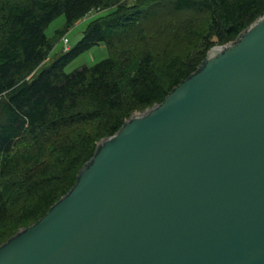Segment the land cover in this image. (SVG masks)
I'll return each mask as SVG.
<instances>
[{"label":"water","instance_id":"water-1","mask_svg":"<svg viewBox=\"0 0 264 264\" xmlns=\"http://www.w3.org/2000/svg\"><path fill=\"white\" fill-rule=\"evenodd\" d=\"M0 264H264V14L103 138Z\"/></svg>","mask_w":264,"mask_h":264},{"label":"trees","instance_id":"trees-1","mask_svg":"<svg viewBox=\"0 0 264 264\" xmlns=\"http://www.w3.org/2000/svg\"><path fill=\"white\" fill-rule=\"evenodd\" d=\"M92 11L104 14L33 78L55 40ZM62 14L52 39L46 28ZM262 14L264 0H0V246L70 192L103 138ZM100 43L108 57L65 70Z\"/></svg>","mask_w":264,"mask_h":264},{"label":"rangeland","instance_id":"rangeland-1","mask_svg":"<svg viewBox=\"0 0 264 264\" xmlns=\"http://www.w3.org/2000/svg\"><path fill=\"white\" fill-rule=\"evenodd\" d=\"M101 14H104V11L103 12L92 11L88 13L85 17L77 21L73 27H71L68 31H66L60 39L58 38L57 40H55V47L53 48V50L51 51L47 59L35 71L33 78L36 77L43 69L50 66L51 63L54 61V59H56L61 54V52L63 51L65 47V43L63 40L64 36H66L69 40L68 42L69 47L74 46L79 41V39L82 37L83 32L86 29L89 22ZM65 24H66L65 14H62L56 17L46 28L47 35L52 39H56L58 37L57 36L58 32L65 27ZM108 56H109V50L106 44L100 43L98 45H95L90 50L76 57L72 62H70L66 66L65 70L67 72H71L74 69L81 67L83 65H94L98 61ZM138 112H141V111H138Z\"/></svg>","mask_w":264,"mask_h":264},{"label":"built area","instance_id":"built-area-1","mask_svg":"<svg viewBox=\"0 0 264 264\" xmlns=\"http://www.w3.org/2000/svg\"><path fill=\"white\" fill-rule=\"evenodd\" d=\"M63 40H64V43H65L64 49L67 50L69 48V45H68L69 40H68V38L66 36L63 37Z\"/></svg>","mask_w":264,"mask_h":264}]
</instances>
